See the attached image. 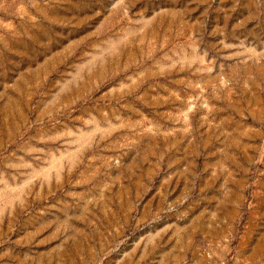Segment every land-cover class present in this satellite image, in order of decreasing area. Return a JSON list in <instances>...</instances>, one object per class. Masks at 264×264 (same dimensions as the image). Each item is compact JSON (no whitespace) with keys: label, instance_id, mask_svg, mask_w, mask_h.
I'll return each instance as SVG.
<instances>
[{"label":"rangeland","instance_id":"rangeland-1","mask_svg":"<svg viewBox=\"0 0 264 264\" xmlns=\"http://www.w3.org/2000/svg\"><path fill=\"white\" fill-rule=\"evenodd\" d=\"M0 264H264V0H0Z\"/></svg>","mask_w":264,"mask_h":264}]
</instances>
